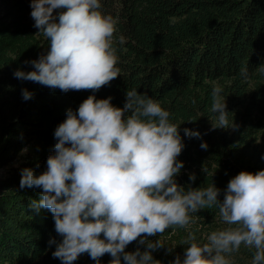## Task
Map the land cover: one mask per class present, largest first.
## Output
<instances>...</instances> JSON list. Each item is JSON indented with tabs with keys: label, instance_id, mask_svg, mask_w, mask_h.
Instances as JSON below:
<instances>
[{
	"label": "trees",
	"instance_id": "obj_1",
	"mask_svg": "<svg viewBox=\"0 0 264 264\" xmlns=\"http://www.w3.org/2000/svg\"><path fill=\"white\" fill-rule=\"evenodd\" d=\"M100 4L101 13L117 21L113 46L119 75L97 91L63 92L14 77L17 70L34 71L30 61L46 55L49 42L34 27L31 0H0V169L28 148L17 166L0 176V264H62L52 255L56 244L48 243L62 241L52 213L30 207L42 189H21L19 182L22 169L34 175L47 170V158L55 154V129L68 110L77 113L89 96L111 97L113 107L123 108L127 90L136 89L169 111L184 145L176 158L183 167L174 179L185 191L212 184L222 201L228 182L241 171L264 170V73L258 68L264 65V0H100ZM60 11L53 10L57 22ZM244 67L247 78L240 74ZM216 84L223 88L235 130L212 128L210 94ZM23 90L31 93L30 99L23 98ZM184 129L198 132L199 138L185 136ZM194 215L198 219L191 230L201 243L206 233L224 226L216 208ZM186 235L184 229H167L146 237L164 244L151 252L153 260L174 264L179 257L182 262ZM137 248L143 252L146 246L133 241L124 251ZM251 256L241 246L231 258L233 264H250ZM111 260L106 253L99 264ZM73 264L96 261L84 253Z\"/></svg>",
	"mask_w": 264,
	"mask_h": 264
},
{
	"label": "clouds",
	"instance_id": "obj_2",
	"mask_svg": "<svg viewBox=\"0 0 264 264\" xmlns=\"http://www.w3.org/2000/svg\"><path fill=\"white\" fill-rule=\"evenodd\" d=\"M30 6L49 51L30 61L34 71L17 70L15 78L67 92L97 91L119 75L113 46L117 21L101 13L100 0H31ZM54 9L62 10L58 22ZM258 68L264 73V65ZM240 74L247 78V68ZM222 93L219 84L212 87V128L235 130ZM22 95L31 98L26 90ZM110 100L89 96L77 113L68 110L55 129V154L47 158V170L40 175L21 171V189H42L30 207L48 209L62 237L48 242L56 244L53 257L73 264L87 253L99 264L107 253L110 264H121V256L125 264H160L151 252L164 244L146 237L184 229L182 244L188 247L183 261L177 257L174 264H233L241 246L251 251L250 264H264V170L241 171L228 182L222 201L212 184L185 191L174 179L183 167L176 158L184 145L169 111L136 89L127 90L123 108ZM184 133L200 136L189 129ZM205 208H216L224 226L206 233L201 243L191 225L198 219L194 213ZM133 241L145 250L125 252Z\"/></svg>",
	"mask_w": 264,
	"mask_h": 264
},
{
	"label": "rangeland",
	"instance_id": "obj_3",
	"mask_svg": "<svg viewBox=\"0 0 264 264\" xmlns=\"http://www.w3.org/2000/svg\"><path fill=\"white\" fill-rule=\"evenodd\" d=\"M27 149H28V148L24 149V150L22 151L21 155H20L18 158H16L14 161H12L10 164H8L7 166L1 168V169H0V176H4V175H6V174L9 173L14 167H16V166L19 164V162L21 161L22 156L27 152Z\"/></svg>",
	"mask_w": 264,
	"mask_h": 264
}]
</instances>
